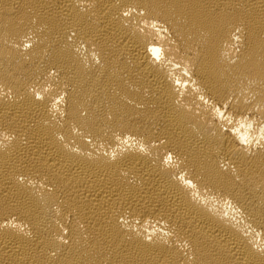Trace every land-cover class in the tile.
I'll list each match as a JSON object with an SVG mask.
<instances>
[{"label": "bare ground", "instance_id": "6f19581e", "mask_svg": "<svg viewBox=\"0 0 264 264\" xmlns=\"http://www.w3.org/2000/svg\"><path fill=\"white\" fill-rule=\"evenodd\" d=\"M0 264H264V0H0Z\"/></svg>", "mask_w": 264, "mask_h": 264}]
</instances>
